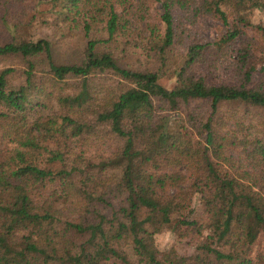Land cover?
<instances>
[{
  "label": "trees",
  "instance_id": "obj_1",
  "mask_svg": "<svg viewBox=\"0 0 264 264\" xmlns=\"http://www.w3.org/2000/svg\"><path fill=\"white\" fill-rule=\"evenodd\" d=\"M185 2L160 0L162 33L147 25L154 70L119 64L106 45L125 29L114 0H60L69 24L83 17L78 63H55L43 38L0 42V56L43 54L49 76L37 85L27 60L13 87V69H0V139L13 143L0 145V264H256L247 252L264 236V26L248 15L264 0H197L223 25L234 13L224 43L248 26L257 41L243 40L221 77L206 57L220 45H188L166 87L172 9ZM93 27L104 37L92 38ZM40 91L53 99L47 113ZM102 134L117 143L96 159L84 144ZM163 229L193 238L192 253L159 250Z\"/></svg>",
  "mask_w": 264,
  "mask_h": 264
},
{
  "label": "rangeland",
  "instance_id": "obj_2",
  "mask_svg": "<svg viewBox=\"0 0 264 264\" xmlns=\"http://www.w3.org/2000/svg\"><path fill=\"white\" fill-rule=\"evenodd\" d=\"M114 1H116L115 9L117 13H121L126 19L125 29L121 35L117 36L110 45L106 44L111 49L114 58L119 64H126L141 70L156 69L159 65V57L155 55L153 50L148 49L146 42L150 37L147 25L154 27L155 34L162 33L163 23L159 19L161 12L160 0ZM196 5L197 0H186L184 6L177 7L175 5V8L172 9L173 44H170L164 50L165 59L159 69L160 75L158 77V82L163 86L171 87L174 84L175 78L171 73L183 61L188 45L205 42L210 43V46L220 45L222 48H220L218 56L206 54V57H210L214 61V66L211 67L213 76L221 77L228 72V74L231 73L230 69L233 68L235 56L239 55L242 41H255L258 37L255 29L248 26L245 27V35L224 43L223 37L227 34L226 29H231L230 24L233 21L234 13L228 16L229 24L223 25L217 18L197 10ZM62 9L60 0H0V42L8 41L11 38L14 41L43 38L51 45L52 58L55 63H78L82 59V51L86 42V37L81 30L83 17L81 14L76 15L75 19L78 24L73 26L64 19ZM248 20L252 25L264 26V10H251ZM89 34L92 38L104 37V33L100 28L95 29L93 27ZM27 60L32 61L35 65L32 70L34 73L33 82L41 85L44 81L48 85L46 79L49 76L43 54L28 59L17 54H8L0 56V69L4 67L13 69L8 75L9 85L16 87L23 83V74L28 65ZM42 68L44 70H41ZM37 95L38 98L35 101H42V103L45 101V107L40 103L41 106H38V109H42L43 113H47L49 111L48 105L53 103L52 97H45L43 91L38 92ZM43 97H45V100H43ZM90 140L84 144L85 153L93 158L96 157V159L106 154L117 143L111 136L106 134H102L101 139ZM192 141L200 143L195 138ZM0 142H3L0 144L1 147H4V145L13 146V143L9 142L7 138L6 140L5 138L0 139ZM40 165L50 166L52 164L42 163ZM179 227L186 228L181 224ZM169 231V229H163L155 234L154 243L158 236L163 242L164 234ZM174 237L175 240L171 247L178 254L187 255L192 253L195 243L193 238L190 236L178 237L176 235ZM263 240V234H257L247 252V257L253 263H259ZM156 247L158 248L157 245Z\"/></svg>",
  "mask_w": 264,
  "mask_h": 264
},
{
  "label": "clouds",
  "instance_id": "obj_3",
  "mask_svg": "<svg viewBox=\"0 0 264 264\" xmlns=\"http://www.w3.org/2000/svg\"><path fill=\"white\" fill-rule=\"evenodd\" d=\"M174 240V234L169 231L164 234L163 242H161V239L158 236L155 240V243L158 246L159 250L166 251L169 247H171V244L174 242Z\"/></svg>",
  "mask_w": 264,
  "mask_h": 264
}]
</instances>
